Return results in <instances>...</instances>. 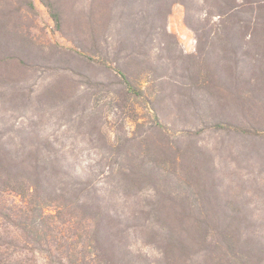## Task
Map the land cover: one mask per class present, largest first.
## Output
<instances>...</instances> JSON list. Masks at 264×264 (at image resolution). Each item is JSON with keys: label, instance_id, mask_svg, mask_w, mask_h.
<instances>
[{"label": "rangeland", "instance_id": "rangeland-1", "mask_svg": "<svg viewBox=\"0 0 264 264\" xmlns=\"http://www.w3.org/2000/svg\"><path fill=\"white\" fill-rule=\"evenodd\" d=\"M2 1L11 29L17 4ZM26 1L35 9L22 19L33 45L28 64L0 62V150L51 160L63 183L81 184L123 228L141 223L133 213L148 209L154 192L145 186L127 196L118 183L122 165L154 170L157 192L176 195L179 205L190 190L177 179L179 170L154 167L155 161L197 159L201 172L214 174L219 203L239 210L246 223L264 226V63L242 58L235 42L224 50L220 37L208 33L203 40L211 45L200 54L202 33L188 26L181 4H173L167 18L173 38L154 35L149 43L148 31L117 32L121 21L108 25V0H47L59 28L40 0ZM191 16L194 27L199 15L193 10ZM119 39L138 42L126 43L116 58ZM199 66L212 76L209 88L190 86ZM116 68L139 95L126 90ZM4 199L20 198L7 193ZM259 230L264 239V227ZM127 237L139 264L159 258L138 229H128Z\"/></svg>", "mask_w": 264, "mask_h": 264}, {"label": "trees", "instance_id": "trees-1", "mask_svg": "<svg viewBox=\"0 0 264 264\" xmlns=\"http://www.w3.org/2000/svg\"><path fill=\"white\" fill-rule=\"evenodd\" d=\"M40 1L59 28L52 5L47 0ZM15 3L12 28L7 29L10 12L0 0V62L14 60L26 66L33 45L22 19L26 14L34 15L35 9L30 1L15 0ZM175 3L186 9V23L196 36L202 33L197 38L200 54L207 44L211 45L203 40L208 33L220 37L218 42L224 50L235 42L242 58L264 63V0H108V25L121 21L117 32L148 31L149 43L154 35L171 39L167 18ZM136 4L139 9L134 11ZM115 7L119 9L116 18L112 16ZM193 10L199 15L194 27L189 21ZM230 34H238V40H233ZM134 41L119 39L116 58L127 50L126 43ZM158 44L164 47L166 43ZM243 48L254 50L250 53ZM135 53L138 54H128ZM195 66L198 67L197 62ZM116 71L124 79L126 90L139 95L123 71L120 68ZM196 71L190 86L209 88L212 84L209 70H201L199 66ZM259 121L264 127V118ZM235 129L245 132L242 128ZM197 164V159L166 156L155 161L154 167L179 170L177 179L190 190L182 200L185 203L179 205L176 195L157 192L160 178L154 170L122 165L118 183L127 196L145 186L154 192L148 209L133 213L136 220L142 218L141 223L123 228L108 210L94 203L81 184L63 183L58 167L51 160L19 158L0 150V264H139L127 245L128 229H138L144 243L156 249L159 258L149 264H264V239L259 230L264 226L246 223L237 217L239 210L219 203L214 174L201 172ZM7 193L18 196L19 202L8 203L4 199Z\"/></svg>", "mask_w": 264, "mask_h": 264}]
</instances>
